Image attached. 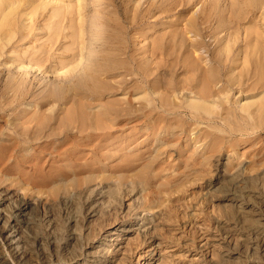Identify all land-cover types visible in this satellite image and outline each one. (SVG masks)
Listing matches in <instances>:
<instances>
[{"label": "bare ground", "instance_id": "1", "mask_svg": "<svg viewBox=\"0 0 264 264\" xmlns=\"http://www.w3.org/2000/svg\"><path fill=\"white\" fill-rule=\"evenodd\" d=\"M90 1L91 0H0V127L10 125V126L14 127L13 130L16 131L17 129H19V131L18 130H17V132L13 131L12 134L11 133H7V134H11L12 137H13L14 133H19L18 135H20V134L22 135V136H17L15 134L16 136L11 138L10 141L9 140L6 141V144H4L5 142L3 140L4 143L2 142L3 144L2 143L0 144V146H1L0 150L2 149L1 152L3 154H0V155H2V157H3L6 154V158H8L7 157L8 153H11V151L12 152L14 151V153H15V151H17V153L15 154V159L19 158L22 160V159H24L23 153L25 154V152H30V150L32 149L31 147L38 144V142L40 141L39 139L44 138L43 140H46L47 138L52 139L54 137H57V138L60 137V139H61V137H65L63 139V142L60 143L61 145L60 146L57 145V146H59L60 148H63L65 146L67 147V145H68L69 157H70L71 153H75V154L84 153V154H86L85 152H87L88 157L90 156L93 159H95L97 161L96 164H98L97 167L94 166L96 169H94L92 167L94 170L93 173L102 172L101 175L98 174L97 176L96 175L94 176L95 178L93 177L94 179L102 178L99 184L97 182L95 184L94 183L95 180H93V182H92L88 178L89 180H87V181H90L93 184L89 183L90 185H88L87 187H83V185H86V184H83L81 181L76 180V184H74V186L75 185L78 186V185H82V184L83 185L80 186L78 189H77V186H75V187L73 186L74 187L73 192L75 191L74 192L75 195L73 194V197L70 196L71 198H68V199H66L64 197L65 199L62 202L63 208L58 209L57 206H59V205H57L54 201H52V204H50V205L46 204L47 206L45 205L46 207L45 206L43 207L46 210L44 212L45 217L42 220L40 218V220L43 221L42 223H44V226L47 228L46 230L44 229L45 232H44L43 236H39L40 232L37 231L38 225L35 222L36 219L34 220V211L37 210L38 207L40 208L39 204L35 203L34 201L21 198L22 196L19 193H16V192L13 193V192L7 191V190H0V231H2V233L1 232L0 233L3 236V239L5 240L6 244H8V246L10 248V252H11L10 255L12 257V259H10L8 257V254L6 255L5 253L0 251V264H15L16 260L17 261H24L26 258L25 255L27 254L26 252H27L28 248H29V251H31L30 247H28V245L30 246V244H29L30 238H32V239L34 238L33 240L38 242L41 245L43 244V240L45 241L46 246L48 247V258L52 260V261L51 260L49 261V262H51V264H119V262L121 263L123 261L128 262L127 258H125L126 260L124 258H122L123 260H120L118 257L120 252H121L122 245L124 243L127 244L128 246H131V247L135 244H138V246H136V248H135L136 250H140L139 248L143 247L144 244L146 245L148 243L150 244V247H153L155 245L163 246L164 244L167 243V245L164 246V248H166V249L171 247L168 245L172 244L173 246H176L178 244V241L176 240L177 238H175L176 235L174 236V233L171 234L168 232L170 230H171L170 232L175 231L174 226L177 222V219H176L177 218V210H178L177 198H176V200L175 199L173 200V197L177 194V191H174V189H172V188L169 189V191H166L167 193H165V196L169 195L168 199H166L165 202L161 201L162 204L159 203L160 205H157V204L155 205L153 203V202H155V200L152 202V200H153L152 198L154 197L152 185L154 182L153 178L155 176L154 173L151 174L152 171L150 173L152 178H150L151 176L146 177V178L145 177L143 178L141 176L142 179L140 178L137 181L136 180L133 181V180H130L128 178H125V176L120 177V175H118V174L112 175V172L114 173L115 170H117V166H119V165H117L116 161H118V160L121 161V160H125L127 158H130L132 156V151H133V153L135 150L139 151L140 146L143 145V143H137L136 142L137 145L134 143L136 146H133L134 144H131L130 143L131 141H129L127 139H125V140L119 139L118 136L120 134L117 136L116 132H118L119 131L118 129H120L124 126L125 121L122 122V121H118L117 119H121V117L123 115H124V117L127 115L128 116L130 115V119H132L134 116L135 118H137V119H135V121L133 119H132L133 121L132 120L130 121V119H128V120L131 123L134 122L133 124L138 126L142 122L141 120H143V118H146V120H147V118L151 117V118H153L154 126L160 127L162 125V123L164 122V119L170 116L169 113L170 112L172 113L173 108L175 107L174 109L177 110V108H176L177 102L175 101V99H177V98L175 97V99H174V97H171L174 94H170L171 96H169V93H173L172 91L169 92L168 94L164 93V94H166L165 98L168 95L170 98L174 99V100L171 99V101L173 100V105L171 106V107H173L172 111H170L171 109L169 108L171 105L170 104L171 101L169 100V98H168V102L166 101V104L169 103L168 108L170 109L169 110L167 108L170 111L168 113L169 116H167V117H165V115H167V113L164 115V113H162L160 110L159 111L157 110L158 109L157 106L159 105L160 101L158 102V105L156 103V105H157L156 106L155 102H151L150 98H149L150 102L154 103V106L152 105L153 107H151L150 106L151 103L149 102L150 103L149 104L150 110L148 107V109H145V110H149V111H142L141 110V109H143V107H142V108H140V110H141L140 113H139L140 110L136 107V109L139 110L138 112H136V115H134L135 113L133 112L135 107L132 106V108H131L129 101H127L129 98L127 100H124L123 96H122L121 98L125 102H123V100H122L121 103L122 102L123 103L121 104L118 102L119 100L117 99V95H115L116 100L121 106H119L117 104V102L113 103L114 101L108 100L110 103L109 102L107 103V101H106V103L102 102L103 99L101 98L102 99L101 103L99 100V103L103 105V106L101 105L102 107L100 106L101 108L100 107L96 108V105L94 103L93 104L95 105V107H93V108L90 107L92 105V104L90 105V103H89L88 107H85L87 102L85 103V101H83V100L86 99V101H87V99L89 97L86 95L88 97V98H86L84 93H82L83 91L81 89H79V87L81 85L88 88L87 92H89L92 89H93L92 91L95 92L102 85H106V88H105L106 91L105 90L104 91L107 92V94H109L111 91L113 92L114 87H111L112 90L110 89L111 90L110 92H108V90H107L108 89L107 88V82L109 81V80L108 81L105 80V79H107V77L104 79L103 84H101L100 82H98V80L102 82L103 78L101 79V77L99 78L97 75L102 69L105 70V66L109 67V65L112 63L111 59H113L112 58L113 53L111 54L110 52L115 51V49H118L116 47L114 50H112L113 49L112 47H115V45L114 46L109 45V43L112 42V41H109V39L106 37L109 34L104 33L105 35L104 34L101 35L102 33L100 34L101 30L99 29L101 27L102 31L104 32L103 29L107 28L109 24H112V22L114 21L113 19H115V17H114L112 19L113 21L110 22L109 19H111L113 17V15H111L112 17H110L109 19H107L109 16L106 18L107 15L114 14V13H112L113 12L112 9H111L112 11L110 10L111 12L109 11L107 15H104L106 12H104V14L102 12H101V14L99 13V11H103V10H101L102 6L107 7L108 3L110 4L111 2H105V3H107V5L104 3L105 5H102L101 7H99V9H100V10L98 9L99 14H97L93 17L92 16L93 14L91 15L90 13L91 12L97 13V12L92 11L93 9L91 8V6H92L91 3H93V2H90ZM95 1H97V0H95ZM98 1L100 2V0H98ZM107 1H109V0H107ZM137 1L134 2L133 6H136V4L138 6L140 4L138 2H140L141 0H139L138 2ZM156 1L157 0H155L154 1L155 4H152L150 6V8L148 9L149 14L152 15V13H153L154 17L157 16L156 11H165L166 12L167 10H169V12H170V10L171 11L174 10V9H171L172 7L175 8V4L169 3L170 1L168 2L169 6H166L165 4L156 3ZM160 1L163 2L164 0L163 1L160 0ZM178 1H180V0H177V3H176L177 5H178ZM185 2H186V0H185ZM197 2H198L197 3V5H198L199 1L197 0ZM200 2H203V4H204V5L202 4L203 5L202 11H199V10L196 11L195 8L191 7L192 8L191 11L193 12V14L191 15L192 17L189 15H186V16L190 17L189 18L190 21H188L189 22L188 25L186 24L189 28L187 26L185 28H188L186 31H189V33H191L192 38L186 37V35H184L186 33L185 30L183 31L184 32L183 33V32H181V30H178V31L174 30L175 28L173 26H171L174 29H172V28H170L171 30L169 28L168 29H169V32L171 31L170 33H171L172 37L171 36L167 37L168 32L166 33L167 35L162 33V35L164 34L163 36L159 35L160 33H157V35H159L160 37H163V40L166 39L165 36L169 39V40H166L167 42H165V44H164L162 39L160 40V38H159V40H157V38H158L157 37L156 40L154 39L155 40L153 43L154 45H152V44H151L152 46L149 45L150 47H152V48H150L151 51L148 49L150 52L148 50H146V48L149 46H147L146 48H145V45H143V46H144V49L146 51H148L149 53H153L152 51H154V54H156V52H158L160 49H162V48L164 49V46L166 45L165 49L167 51L172 50L170 52V55H169V52H168V55L165 54L170 59H171V57H173L172 55L176 54L173 52V50L175 52H177L175 49L176 48L178 49V47L180 46V48L178 49V52H177V53H179L178 56L180 57L181 60L184 59L185 62L188 61V63L190 64L189 65L187 63L190 67L188 74L191 77L188 74H185V75H188L190 77V78L188 77V79H190L189 80L190 85L184 83V82L189 83V81H187L188 79H186L184 77L186 79V80H184L182 78L185 75H183L181 77L182 79H179V78H177V79L180 81V85H183L182 83H184V86L188 85V86H190V89H191V90L189 89L190 93H189L188 89H186V88L184 89L185 92L187 90L188 94H191L190 103H188V101L186 102L188 105L190 104L189 106L192 108L191 126L194 125V128L198 131L197 128L199 127V123H201V122L206 123L207 126L209 125L210 127L212 125V124L210 125V123L211 122L213 123L214 120H216V121L221 120L225 124V125L223 124L224 125L223 131L225 132L226 135H222L220 133L216 134L215 131H213L214 133L213 132L211 133V131H209V132L205 131V129L201 128V126H200L199 129H204V130L202 132H197V135L195 136V140H194L193 144L195 146H197L198 143L203 142V144H205V146H207V148H209L207 144H209V145L212 144L214 146V148H215V146L217 147L218 144L219 145L222 144V145H224V147L226 146L227 149H229L228 147H231L232 149L234 148L233 152L231 150H229V151L232 152L233 156H235V155L239 156L237 147L241 146L242 143L245 142V140L242 141L239 138L240 135L250 137L255 133V136L261 137L264 134V0H210L209 2L208 1L205 2L204 0H202V1L200 0ZM96 3H98V2H96ZM100 3H103V2H100ZM166 3H167V1H166ZM122 4H124V3H122ZM190 4L187 3V7ZM127 5L130 6V4H127ZM143 5H145V4H143ZM181 5H182V3H181ZM146 6H147V4H146ZM178 6H176V7H178ZM180 6H179V8H180ZM140 7H142V6H140ZM140 7L138 9H140ZM194 7H196V5ZM89 8H90V10H88ZM97 8H95V9H97ZM126 8H128V7H126ZM134 8H132V9H134ZM132 9L130 8L128 11L131 10V12H133L134 10L132 11ZM138 9L135 8V10H138ZM145 10H146V8H145ZM88 11H91V12H88ZM104 11H108L107 8H106V10L104 9ZM124 11H125V9H124ZM131 12H130V14H132V16H133L134 12L133 13H131ZM144 12L147 13V10ZM144 12H143V14H144ZM117 13H115V14L118 15ZM189 13H190V11L188 12V14ZM166 14H163V15H166ZM134 15H136V13ZM138 15L139 14H137V19H138ZM159 15L160 14H158V16ZM141 16H142V14H141ZM181 16H184V15H181ZM116 17H118V16H116ZM144 17H145V15H144ZM154 17H153V20L156 19V18L154 19ZM177 17H178V15H177ZM104 18H106L107 21H103ZM157 18H159V17H157ZM93 19H96V21H99L98 22L99 24L93 23V21H92ZM137 19H133L135 23H138ZM174 19H173V21H174ZM183 19H185V17H182V19L181 20L179 19V20L182 21ZM120 20H121V18H120ZM133 20H131V21H133ZM135 20H137V21H135ZM170 21H172V19L169 20V22ZM151 22H152V20H151ZM185 23H183V24H185ZM132 24H131V26H132ZM103 25H105L107 27H105ZM110 26L111 25H109V27ZM113 26H116V25L114 24ZM120 26L122 27V24H120ZM178 26H180V25H178ZM109 27L107 28L108 30L112 28V27H110V28ZM121 27H119V29H121ZM123 27L126 28L124 25H123ZM123 27H122V29H123ZM145 27L146 26H144L143 28H145ZM153 27H154V25H150V26L146 27V29L142 28L141 30H145V31L148 30V33H149V31ZM157 27H160V26H157ZM113 28H112V32L114 33L116 31V28L115 29H113ZM178 28H181V27H178ZM178 28H176V29H178ZM98 29L100 31H98ZM168 29H167V31H168ZM123 30H125V29H123ZM154 30H155V28H154ZM125 31L127 32V30H125ZM153 31H151L150 34L153 33ZM137 32H138V30H137ZM140 32H138V33H140ZM109 33H111V32H109ZM118 33H119V31H118ZM138 33H135L133 37H135V35H137ZM180 33H183L184 37H186V38H184L182 36V34H180ZM120 35L121 36L125 35V33L120 34ZM140 35L141 34H139V36ZM151 35H153V34H151ZM100 36H102V37H100ZM139 36H138V38H139ZM125 37L126 36H124V37L122 36V38H125ZM133 37H132V39H133ZM146 37H147V35H146ZM128 38H129V36H128ZM143 38L145 39V37H143ZM206 38L213 39L215 42V46L213 47V45H211L209 43L210 40L208 42L206 40ZM103 39L107 41V42L106 41L105 42L107 44L106 50H108V51L104 52L105 54H103V51H99V48L102 45H106L103 43L104 42ZM119 39H117V40L119 41ZM180 39L181 40L183 39L182 43H181L182 45H184L183 47L181 44H178V43H180ZM115 40H114V42H115ZM117 40H116V42H117ZM126 40L124 42H126ZM139 40L142 41V38ZM177 40H178V42H177ZM187 40L190 42H188ZM101 41H102V45H101ZM108 41H109V43H108ZM168 41H170V42L168 43ZM120 42H117V43L119 44ZM134 42H135V40H134ZM138 42L139 41L137 40L136 43H138ZM214 42L211 41V43H214ZM117 43H116V46H118ZM139 43H141V42H139ZM121 44H122V46L124 44L127 45V43H123V42H121ZM121 44H119V47ZM144 44H147V43L144 42ZM167 44H171V45L169 47H167L168 46ZM136 45L135 46L133 45V46L136 47ZM140 45L141 44H139V47H140ZM125 46H123V48ZM143 46L141 45V47H143ZM136 48H134L135 49L134 51H136ZM183 48H185V49L183 50ZM180 49H181V52H180ZM100 50H101V48H100ZM123 50H124V52L127 51L126 48ZM140 50L141 49H139V51ZM202 50H205L204 52L206 53V55L203 53ZM96 51H99L98 54L99 55L101 54V57L98 56L99 57L98 58L95 55ZM118 51H120V49ZM165 51L163 50L162 53H165ZM121 52L122 51H120V53L118 52V54L120 55ZM148 52H146L147 55H148ZM134 53L136 54L137 52H134ZM115 54H117V51ZM135 54H133L131 56H134ZM138 54H136V55H138ZM161 54H160V56L164 57V54H162V55ZM125 55H127V54H125ZM140 55L141 54H139V56ZM115 56H113L114 59H116ZM182 56L184 58H182ZM144 57H146V55L143 56L142 59L147 60V57L146 58H144ZM117 58H119V57H117ZM120 58H123V57L121 56ZM150 58H151V56H150ZM157 58L155 57V61ZM139 59L141 60V57ZM180 59H178L179 62H181ZM140 60H138V61H140ZM161 60L158 62H161L163 64V62L165 60L163 62ZM174 60L173 61L171 60L170 62H174ZM184 60H182L181 65L183 64ZM150 61H152V59ZM150 61H149V63L147 62V65H146L145 61H142V62H144L143 64L141 61H140L141 63L138 62L139 64H142L141 67H143L144 64L146 65V71H147L146 75L143 73L145 77L146 76L149 77L150 70H152L149 68L150 67L149 65H151ZM104 62H106L107 64ZM115 62H116V60H115ZM115 62H113V63L115 64ZM127 62H130V61L127 60ZM127 62H126V64H128ZM165 62L162 66L161 65L160 66L163 67L165 65ZM185 62H184V64H186ZM151 63H153V62H151ZM124 64H122V65H124ZM49 65H50V67H49ZM87 65H88L87 69H90L91 71H88V70H86V68H84V66L86 67ZM156 65H158V67H159V64H156ZM173 65L175 66L176 64L173 63ZM173 65H172V69H173ZM178 65H180V63L177 62L176 66L178 67ZM188 65H185V66L188 67ZM121 66H119V69ZM125 66H127V65H125ZM125 66H124V68L122 67V69H125ZM131 66H132V64H131ZM137 66H138V64H137ZM165 66L168 67V64H166ZM112 67H113V65L111 66V68ZM167 67H163L164 70ZM128 68H130V67H128ZM138 68H139V70L141 69L140 66L137 67V69ZM144 68L145 67H143V70H144ZM151 68H152V66H151ZM168 68L171 69V67H168ZM178 68H180V66ZM178 68L177 69L175 68L176 71H178ZM114 69H116V68H114ZM117 69H116V71H117ZM122 69H120V71ZM169 69H168V72H172V71H169ZM175 69H173L174 73H175ZM182 69H185V67L179 69L180 70L179 72H181ZM81 70H83V72H85V70H86V72L83 73ZM107 70H105V71L108 75V73H111V72H109L111 69L108 70V72H107ZM128 70L130 71L131 69H128ZM132 70H131V72H133V74H129L131 76V79H132V76L134 75V67ZM126 71H127V68H126ZM140 71H142V70H140ZM153 71L155 73V70H153ZM159 71L161 72V70H159ZM159 71H157L156 73H158ZM101 72L103 73V70ZM117 72H119V71H117ZM142 72H144V71H142ZM78 73H83L82 74L83 76L80 79L79 83L74 84L75 81L73 83V79ZM114 73L115 72H113L112 74H114ZM119 74L117 73V76ZM163 74L166 75L167 73L166 74L163 73ZM129 75L126 74V77ZM139 75L137 74L138 77H139ZM152 75L154 76L153 73H152ZM152 75H150V76H152ZM172 75H170V76H172ZM174 75H176V73ZM77 76H79L77 78L81 77L80 74ZM123 76H124V74H123ZM30 77L40 78V81L44 80V79H42L44 77H46V78L51 77L53 79L56 78V79H54L56 82H58L59 80L61 81V79H59V78L64 79V81L65 80L67 81V78H68V81L70 80V82H71V78H73L72 83L74 85L73 84L69 85L66 88L62 87V86L58 87L59 89L55 88L54 92L56 94L54 95L53 92L51 93L54 97L51 96L49 91H48V93L50 94V96L48 94H47V96L46 95H44V96H46V98H48V99L52 97V98H54L53 100H55V101L58 100V102H59V100H61L60 96L62 95L61 97H64L62 99L67 100V101L64 100L65 102H63V103L67 102V104L69 103L68 99L71 98L70 97L71 94L73 97V92L76 93V91H77L78 93H82V95L79 96V98L80 97H83V98H80L79 103H78L79 105H77L76 107L75 106L73 107L74 104L75 105L77 104V101L79 99L77 94H75L76 97L78 98V99H76L77 101L75 100L76 103H73L72 107L68 106V108H64L65 107V105H64V107H63L64 109H62V110L61 109L59 110L56 107V104L54 103L55 101L51 102V103L55 104L54 106L56 108H53V109H58V110H49V111L44 110L45 108L42 109V107L46 106L45 104H43L42 107H39V110L37 109L38 111L36 110L33 112L32 111L29 112L30 110L28 109L27 106H26L27 109H25V106L23 109H21L22 108L21 106L24 104V102L27 99H29V97H30L29 95L32 91L31 90L32 86L30 87V82H29ZM77 78H75L74 80H76ZM152 78L155 79L154 77H152ZM160 78L161 77H157L156 80H154L155 82L158 81V82H156V84L153 81L154 85L152 84L153 82L152 83L149 82L152 84L151 87L152 86L154 87L153 90L154 89L158 90V88H160V89L162 88V87L158 86L159 83L167 84L165 86H167L168 88L170 87V86H168L170 84L162 83L165 81L164 78H163L164 81L162 80V82H160L159 81V80H161ZM168 78L169 77H167L166 79L168 80ZM123 79H124V77H123ZM113 80H114V76H113ZM113 80L111 83L115 84L116 79H115V81H113ZM122 80L118 79V81L116 82L117 84H115V86H116L115 89L119 87L118 83H120ZM127 80H126V82H127ZM147 80H150V78ZM178 80H176V81L179 84ZM181 80L182 81L184 80V81L181 83ZM51 81H52V79H51ZM105 81H106V84H104ZM139 81H141V80H137V82H139ZM77 82H78V80H77ZM124 82H125V79H124L123 83ZM165 82H167V81H165ZM170 82H171V80H170ZM41 83H42V81H41ZM43 83H45V85H46V81ZM43 83H42V86H44ZM109 83H110V81L108 82V84ZM123 83H122V85H123ZM134 83H135V81H134ZM172 83H174V81H172ZM47 84L50 85V83H48V82H47ZM62 84H63V81H62ZM131 84H132V81H131ZM131 84H130V87H131ZM135 84H137V83H135ZM135 84H133V85H135ZM161 84H159V85H161ZM60 85H61V83H60ZM139 85H140V83H139ZM171 85H173V84H171ZM109 86H111V85H108V87ZM124 86H125V84H124ZM144 86L145 85H143V88H140V87H142L140 85L138 89H141V90L143 89V91H145ZM46 87H47V85H46ZM51 87H50L51 88L50 90L52 91L53 86H51ZM96 87H98V88H96ZM104 87L105 86L98 89V91L99 90L102 91L101 92L102 95L106 94L105 92L103 94L102 89H104ZM172 87H174V86H171L170 88H172ZM177 87H179V86L177 85ZM36 88H38V87H36ZM40 88H39V90H41ZM89 88H91V89L89 90ZM120 88H123V87H119V89ZM175 88L176 87H174V89ZM94 89H96V90H94ZM44 90H45V86H44V89L42 90L43 93L41 91H39V93H41V94H37V96L38 95L40 96L38 98H41L42 94H44ZM80 90H81V92H80ZM118 90H115V92H113V93L117 94ZM132 90H133V88H131L130 91L132 92ZM141 90H139V91H141ZM148 90H150V89H148ZM165 90L163 88V92H165ZM172 90H173V88H172ZM125 91H123V94ZM179 91H183V89L181 90V88H180ZM35 92H36V90H35ZM37 92H38V90H37ZM133 92H137V91L134 90ZM156 92H159V91H156ZM175 92H176V90H175ZM151 93H153V92H151ZM161 93H162V91H160V94ZM57 94L59 95V97H58V99H55V96ZM86 94H88V93H86ZM128 94H130V93H127L126 95H128ZM131 94H133V93H131ZM147 94H148V92L145 95H147ZM160 94L158 93L157 96ZM176 94L174 96H178V94L177 95ZM188 94H186V95L189 96ZM237 94H239L238 95L239 97H237ZM126 95L124 96V98L126 97ZM44 96H43V98H44ZM96 96H97V94H96ZM153 96H155V95H153ZM142 97H143V100H145L144 99L145 96H142ZM146 97L148 98V96H146ZM158 97H160V96H158ZM162 97L164 98V96H161L160 98H162ZM235 97L237 99H235ZM35 98L36 97H34V99ZM121 98H120V100H121ZM153 98H156V97H153ZM72 99H74V98H72ZM72 99H70V102L71 101L73 102ZM234 99H235V101H234ZM33 100H31V102ZM40 100L38 99V101H40ZM106 100H107V98H106ZM140 100H142L141 97H140ZM41 101H43V100H41ZM45 101H49V100H45ZM97 101H98V98H97ZM153 101H155V100L153 99ZM162 101H161V103H162ZM174 101H175V105H174ZM37 103L39 104V102H37ZM45 103H48V102H45ZM82 103H85V106H83L84 104L82 105ZM124 103H129L128 105H130V108L132 110V111H130L131 113L128 112L129 108L126 106V104H125V106L127 107L126 108L127 110L124 108L125 107L123 105ZM131 103H133V102H131ZM164 103L165 102H163L161 104V106L162 105L165 106L166 104H164ZM41 104H40V106H41ZM49 104L50 103H48L47 105L51 106ZM60 104H62V102H60ZM106 104H108V105H106ZM111 104H113V105H111ZM115 104L117 105V107ZM187 104H185L186 108L188 107ZM59 105L57 104V106H59ZM35 106L36 105H34V107ZM97 106H98V104H97ZM118 106L121 108H119ZM164 106H162V107H164ZM52 107H53V105H52ZM122 107L124 109H122ZM133 107H134V109H133ZM155 107H157V108L154 110ZM181 107L184 108V105H182ZM151 108H153V110ZM163 111H165V110H163ZM131 114H133V116ZM174 114H175V112H174ZM189 114H190V112H189ZM131 116H132V118H131ZM122 119H124V118H122ZM170 119H169V121L172 122L174 117L172 120H170ZM149 121H151V119ZM165 121H167V120L165 119ZM167 124H165V125H167ZM10 126H8V127H10ZM150 126H152V125H150ZM217 126H215V127L217 129L218 128L220 129L221 126H219V125H217ZM124 127H127V126H124ZM132 127H134V126H132ZM15 128H17V129H15ZM162 128H163V126H162ZM122 129H124V128H122ZM129 129H130V127H129ZM153 129H155V128H153ZM134 131H136V133H137V130H134ZM2 132H4V128L2 129ZM2 132H1V137L3 136ZM124 132H125V130H124ZM24 135H26L25 137H27V138H25ZM1 137H0V139H2ZM22 137L24 138L23 143L21 142ZM240 140L242 141V143ZM246 141H248V139H246ZM24 143H26V145L28 144L30 146H28V148H23L22 144H24ZM13 144H14V146H13ZM44 144H47V143L45 142ZM44 144H43V146H44ZM58 144H59V142H58ZM21 145H22L23 149L22 150L17 149V147H20ZM26 145H24V146H26ZM219 145H218V147H219ZM43 146H41V147H43ZM52 146L54 147V145H52ZM37 147L38 146H36L35 148H37ZM82 147H85V148L83 149ZM221 147H223V146H221ZM35 148H33V149H35ZM43 148L45 149V147H43ZM48 148H49V146H48ZM210 148H212V147H210ZM33 149L31 151H33ZM37 149H35V150H37ZM74 149H76V150L74 152H72ZM39 150H42V149H39ZM54 151L55 150H53V153H54ZM18 152L19 153L22 152V153L19 154ZM33 152H35V151H33ZM58 152H60V151L58 150ZM64 152H65V150H64ZM64 152H62V154ZM248 152H247V155H248ZM240 153H241V151H240ZM84 154H81V155L84 156ZM243 154H246V153L244 152ZM31 155H32V153H31ZM31 155H29V156L31 157ZM58 155H60V154H57V156ZM81 155L79 156V158L74 157L75 158L74 163H76L77 165H79V163H81V162H79V160H82L80 158H85V156H86L85 155L84 157H82ZM25 156H27V155H25ZM29 156H27V157L30 158ZM40 156H44V154L43 155L41 154ZM46 156H48V154ZM233 156H231V157H233ZM256 156L259 157V152ZM256 156H255V158H256ZM49 157H47V160ZM71 157H73L72 154H71ZM240 157H241V155H240ZM15 159H14V162H15ZM33 160H34V158H33ZM65 160H66V158H65ZM260 160H261V158H260ZM0 161L2 164H4L3 162H5L6 160L2 161V159H1ZM24 162L28 163V161L26 162V160H24ZM24 162H21V163H24ZM44 162H46V161H44ZM48 164H50V163H48ZM64 165H65V167H67L66 164H64ZM71 165H73V164H71ZM26 166H27V164H26ZM44 166H46V165H44ZM257 166H258V164H257ZM119 167H118V171H120ZM2 168H4V167H2ZM5 168H6V166H5ZM11 168H13V167H11ZM38 168L40 169L41 167L36 168L38 170V171L36 170L37 172L40 171ZM92 168H91V170H92ZM4 169H2V170H4ZM20 169H22V168H20ZM258 169L259 170L261 169L260 174H258V175H260V177L259 178L254 177V179L252 180L253 183L255 182V178H258V179H261L264 181V164H263V169L261 167H259ZM16 170H18V169H16ZM59 170L60 169H58V171ZM64 170H68V168L67 169L64 168ZM256 170H257V168H256ZM41 171H42V169H41ZM19 172H22V171H19ZM64 172H66V171H64ZM24 173H25V171H24ZM60 173H61V171H60ZM75 173L77 175H79L76 170H75ZM257 173H259V172L257 171ZM241 176H242V173L239 172L238 178ZM112 177H117L118 180L116 182H112L111 180L114 179ZM232 179L233 178H227L226 181L224 180V182H218V183L215 182L216 184L215 183L211 184L210 189L205 194L206 196H208V195L217 193V192H219V189L224 188L222 190L221 194H219V195L214 194L213 199L216 198V200H219L221 202L220 205H221L222 209L224 210V212L226 213V215H225V213H224V215L227 218L228 222H230V224H227L226 221L217 220L216 225H218V229L221 232L222 236H225V235L229 236L233 232L235 233L236 231H239V229L244 228V225H246V223H247L248 224L247 226H249L247 228H251L248 231L249 232V239H250V242L252 244L251 247H252V249L254 248V250H255V262L254 263L255 264H264L260 258L258 259V256L264 254V187L262 186L263 188L261 187L260 190L255 191L254 197L252 198V199H255V204H253V205H255V208H253L251 204L247 203V202L251 201L252 199H248V197H246L244 195H240V194H236V193L233 194V193L226 191V186H227L226 183H229L230 180L232 181ZM258 179H256V180H258ZM78 182H79V184H78ZM257 182H259V180ZM141 184H143V185H141ZM166 184L168 185L169 183H166ZM260 184L262 185L261 182H260ZM146 189L147 190L150 189V191L147 193V195H145V194L143 195V191ZM167 190H168V188H167ZM156 193H157V190H156ZM154 198H156V196ZM126 200H128L130 202L129 205H127ZM9 202H11V204ZM53 202L55 204H53ZM168 202L170 204H167ZM244 206H248V208H245ZM250 207H252V208L249 209ZM157 208H160L159 213L158 214H152L150 218H149V216L144 214L145 212H147L149 215V213L154 212V210ZM247 209H249V210H247ZM118 214H119V216H118ZM120 214L124 215V216L121 217ZM243 214H251V215L253 214L254 217L249 218V220H248V215H243ZM141 223H143V224H141ZM160 228H161V230H160ZM245 228H246V226H245ZM39 229H40V227H39ZM162 230L165 231L164 235L165 234H167V235L171 234V236H168V237H170V241H171L170 244L168 243V241L165 242L162 240V238L164 236H163V234L159 233ZM28 233H30L31 236H29ZM135 235H136L137 239L135 238ZM165 237H167V236H165ZM120 240L122 242H120ZM98 243H100V244L98 246H96V244H98ZM88 246L90 247V249H87ZM47 247H46V249H47ZM9 248H5V249H9ZM125 249H124V251L128 250L127 247ZM156 252L157 251L155 248L152 251H145L144 253L139 252V254L141 253V256H140V260L138 261V264H141L142 260H144L146 258H148V260H150L148 264H151L152 260H155L156 256L159 255V252H157V254H156ZM160 256H161V254H160ZM219 256L220 255L218 254V257ZM125 257H127V256H125ZM48 258L46 257L47 260H48ZM160 259H161V264H171L170 258H168V256L167 257L161 256ZM129 262H130L129 264H133V261H129ZM224 263H225L224 258L221 255L219 262L216 264H224Z\"/></svg>", "mask_w": 264, "mask_h": 264}, {"label": "rangeland", "instance_id": "2", "mask_svg": "<svg viewBox=\"0 0 264 264\" xmlns=\"http://www.w3.org/2000/svg\"><path fill=\"white\" fill-rule=\"evenodd\" d=\"M135 1H137V0H112V1L111 0H109V1H107V0H102L101 1L100 0V2H103V3H100L98 0L97 1H95V0H93V1L91 0L90 1V2H93V3H91L92 4L91 8L93 10L92 9L91 10L93 12L94 11L97 12V13H95V12L92 13L91 11H88V12H91L90 13L91 15L93 14L92 15L93 17L95 15L99 14V13L101 14V12L103 14H104V12H106L104 15H107L108 12L111 9L113 10L112 13H114V14L107 15L106 18L109 16L107 18V19H109L110 17H112L111 15H113V17L111 19H109V20H110V22H112L114 20L113 21L114 23L112 22V24L113 25L115 24L116 26H113L112 24H109V25H111L110 27H112V28L114 27L113 29L116 28V31H117L116 32L114 30L115 32L113 33L112 32V28L108 30L107 28L109 27V25H108V27L105 26V25H103V26L107 27V28L103 29L104 32L102 31V28L101 27L99 29L102 32L98 29V31H100V34L102 33L101 35H103L104 33L105 34L106 33L109 34L108 36H106L109 39V41H112L111 43H109V41H108L109 45H111V46H114L115 45V47H112L113 49L111 48L112 50H114L116 47L118 48V49H115V51H111L110 52L111 54L112 53L114 54V55L112 54V58L113 59H114L113 56L116 55L115 56L116 59L113 60V59L110 58L112 63L109 65V67H106L105 66V70H107V69L108 70H110V69L112 70V71L111 70L109 71L111 73H108V75H107V73H106V71L104 69H102L103 70V73L101 72L102 70L99 73L97 72L98 73L97 76L99 78L101 77V79L103 78L102 82L99 81V80H98V82H100L101 84H103L104 79L107 77V79H105V80H107V81L109 80L110 81L109 84H108L109 81L107 82V88H108L107 90H108V92H110L112 90L111 87H114L113 88V92H115V90H118L119 87H123V88H120L118 90V93L120 92L119 94L118 93L117 94L116 93L114 94L112 91H111L112 93L110 92L111 94L110 93L107 94V92H105L106 91L105 90L106 85H102L99 88L96 87V88L100 89L103 86H105L104 89H102L103 90V94H104V92L106 93L105 95H102L101 94L102 91L101 90L98 91V89L97 90L94 89V90L97 91V92L96 91L94 92V91H92L93 89L90 90L91 88H89V90L91 92L90 91L87 92L88 91L87 90L88 88L84 87L83 85H81L80 86L81 88L79 87V89H81L83 91L82 93H84L85 96L87 95L91 99L90 100L86 96V98H88L87 101H86V99L83 100V101H85V103L87 102L86 103V106H85V103H82V105L84 104L83 106H85V107H88L89 106V103H90V105L92 104L90 106L91 108L95 107V105H96V108H98V107H100L102 105V104H100L102 99L104 100V101L102 100V102H105V103H106V101H107V103L109 101H114L113 103H115V102H117L115 95H117V99L119 100L118 101L119 103H121V101L123 99L124 100H127L129 98L127 101H129V103L131 105V108H132V106L135 107V109L133 107V109H134L133 112L135 113L134 115H136V112H138L140 110V108H142V107H143V109H141L142 111H149L150 110V106L151 107L154 106V103H151V102H155V105H156V103L158 105V102L159 101H160L159 102V105L158 106L156 105L158 107L157 110L158 111L160 110L162 113H164V115L167 113V115H165V117H167V116L170 115L169 117L165 118L167 121H165V119H164V122L165 123L163 122L160 127H155L154 126L153 118H151V117L147 118V120H146V118H143V120L144 119L145 120L144 121L141 120L143 123L140 121L141 123L138 126H136L135 124H133L134 122H132V123L129 122L128 119H130V115L129 116L127 115L129 118L127 116L124 117V115H123L121 117V119H117L118 121H122V122L125 121L126 124L124 123V126H127V127H124L123 126L122 128H124V129L120 128V129H118L119 131L116 132V135L117 136L120 134L118 136L119 139H123V140L127 139V140L131 141L130 142L131 144H134L135 143L137 145V143H143V145L141 144L142 146H140V150L139 151L138 150L137 151L135 150L134 153H133V151L131 150L132 151V156L130 158H127V159L121 160V161L120 160L116 161L117 165H119V166L121 165V166L120 167L117 166V170H115L116 173L115 172L113 173L112 171L111 172H112V175L118 174V175H120V177L125 176V178H128V179L133 180V181L139 180L141 178V176L143 178L144 177L145 178L146 177H150L151 174L154 173L155 176L153 178V181L154 182H153V185H152V189H153V196L154 197L156 196V198L153 197L152 198L153 199L152 202L155 200L156 203L153 202L155 205L156 204L157 205H160L159 203L162 204V202H165L166 199H168V196L169 195L166 194L167 196H165V193H167L166 191H169V189L172 188V189H174V191H177V194L173 197V200L174 199L176 200V198H177V204H178L177 218H176L177 219V222H176V224L174 226L175 227V231L170 232L171 231L170 230L168 232L171 233V234L174 233V236L176 235L175 238H177L176 240L178 241V244L176 246H173L172 244L171 245H168V246H171V247L168 248V249H166V248H164V246H166L167 243L164 244L163 246L155 245L153 247H150V244L148 243L146 245L144 244L143 247L139 248L140 250H136L135 248H136V246H138V244H135V245H133L131 247V246H128L127 244H125L123 242L124 244L122 245L121 252H120V254H119L118 257H119L120 260H123L122 258H124V259L127 258V261L128 262L123 261L121 263L119 262V264H129L130 263L129 261H133V264H138V261L140 260L141 253H144L145 251H152V250H154V248L156 249L157 252H159V255L156 256L155 260H152L151 264H161V259H160L161 256L162 257H164V256L167 257L168 256V258H170L171 264H216V263L219 262V260L221 258V255L224 258V262H225L224 264H255L254 263L255 262V250H254V248L252 249V247H251L252 244L250 242L249 232H248L251 228H247V227H249V226H247L248 224L246 223V225H244V228L239 229V231H236L235 233L233 232L229 236H227V235L222 236L221 235V232L218 229V225H216V221L217 220L226 221L227 224H230V222H228L227 218L225 217L226 213L224 212V210L222 209V207L220 205L221 202L219 200H216V198L213 199L214 194L215 195L221 194V192H222V190L224 188L223 189H219V192L214 193V194H211V195H208V196H206L205 194L210 189V185L211 184H213L215 182L216 183H218V182H224V180L226 181L227 178H233V179H232V181L230 180L229 183H226L227 184V186L225 185L226 186V191H228L230 193H233V194L236 193V194L244 195V196L248 197V199H252L254 197L255 191L260 190V188L262 186L264 187V181L261 180V179H258L260 177V175H258V174H260V172H261V169L259 170L258 168L261 167L263 169V164H264V134L263 135L261 134L262 135L261 137L260 136H255V133L252 136H250V137L241 136L240 135L239 138L242 141L245 140V142L242 143V141L240 140L241 143H242V145L240 144L241 146L237 147L238 148L239 156L238 155H235V156L232 155V152H233L234 148L232 149L231 147H228L229 149H227L226 146L224 147V145H222V144L221 145L218 144L219 147L217 145V147L215 146V148H214V146L212 144L211 145L207 144L208 147H209V148H207V146H205V144H203V142L202 143H198L197 146H195L193 144L194 143V140H195V136L197 135V132H202L204 129H205V131H208V132L211 131V133L213 131H215L216 134H219L220 133L222 135H226L225 132L223 131V128H224V125L225 124L221 120H219V121L214 120L213 123L212 122L210 123V125L212 124L213 126L211 125V127H210L209 125L207 126L206 123L201 122V123H199V127L197 128L198 131L194 128V125H192L193 127L191 126V122H192V117H191L192 116V108L189 106L190 104L188 105L186 103L187 101H188V103H190V96H191V94H188L187 90H186V92L184 90L185 88L188 89L189 93H190V90H191L190 89V86H188V85H190V81H189L190 79H188V77L190 76L188 74V72L190 70V67H189L190 64L188 63V61L185 62V60L182 59L184 61H183V64L181 65L182 60L178 56L179 53H177L178 52V49L180 48V46L178 47V49L177 48L175 49L177 52H175L173 50V52L176 53V54L173 53L174 55H172L173 57L170 56L171 57V59H170L166 55H168V52H169V55H170V52L172 50L167 51L165 49L166 48V45L164 46V49L163 48L160 49L158 52H156V54H154V51H152L153 53H149L151 51L150 48H152L149 45H151V44L154 45L153 43H154V41L156 40L157 37H158L157 40H159V38H160V40L161 39L163 40V37H160L159 36V35H162V33L166 34L168 32V35L167 34L166 35H167V37H170L171 36V33H170L171 31L169 32V29L170 28H172V29L175 28L174 30H176V31L181 30V32H183L184 30L186 31L189 28L187 26L188 23H189L188 21H190V19H189L190 17L189 16H191L193 14V12L191 11L192 10L191 7L195 8L196 11L197 10L202 11V9H203L202 7H203L204 4H203V2H200V0H198L199 1V4L198 5H197V3H198L197 0H194V1L193 0L192 1L191 0H186V2H185V0H180V1H178V5L180 6L181 3H182V5L179 8V6L176 4L177 3V0L176 1L175 0H164V1L162 0L163 2H161L160 0H157L156 3L165 4L166 6H169V3L175 4V8L176 9L174 7H172L171 9H174V10L173 11L170 10V12H169V10H167L166 12L165 11H156L157 12V14H156L157 16L154 17L153 13H152V15L149 14V12H148L149 10L148 9L150 8V6L152 4H155V2H154L155 0H153V1L152 0H141L140 2H138L139 1L138 0L137 2L140 3V4L137 6V4L135 3L136 6H133V4H134ZM166 1H167V3H166ZM204 1L205 2H207V1L209 2L210 0H207V1L204 0ZM96 2H98V3H96ZM105 2H111L112 4L111 3L110 4L108 3V5H109L108 6L107 3H105ZM104 3L107 5V7L106 6L105 7L102 6V5H105ZM122 3H124V4H122ZM187 3L188 4L191 3V4L188 5V7H187ZM127 4H130V6H128ZM143 4H145V5H143ZM146 4H147V6H146ZM195 5H196V7H194ZM140 6H142V7H140ZM176 6H178V7H176ZM99 7H101V10H103V11H99V13H98ZM126 7H128V8H126ZM134 7L137 8V9L140 7V9H138L139 11L138 10H135ZM95 8H97V9H95ZM106 8H107L108 11H104V9L106 10ZM130 8L131 9L134 8V9H132V11L134 10L133 12H134V14L136 13V15L133 14V16H132V14H130L131 10L128 11ZM145 8H146L148 14L146 12H144V11H146ZM124 9H125V11H124ZM88 10H90V8ZM189 11H190L191 14L190 13L188 14ZM133 12H131V13H133ZM143 12H144V14H143ZM161 12L163 14H166L167 12L168 13L166 15H163ZM115 13H117L118 15H116ZM137 14H139L138 15V19H137ZM141 14H142V16H141ZM158 14H160V15L158 16ZM144 15H145V17H144ZM177 15H178V17H177ZM181 15H184V16H181ZM186 15H189V16H186ZM116 16H118V17H116ZM114 17H115V19H113ZM153 17H154V19L156 18L157 20L156 19L153 20ZM157 17H159V18H157ZM182 17H185V19H183L182 21H180L182 19ZM106 18H104L103 21H107ZM120 18H121V20H120ZM133 19H137L138 21L137 20H135V21H137L138 23H135ZM168 19L169 20L172 19V21L174 19V21L173 22L172 21L169 22ZM131 20H133V21H131ZM151 20H152V22H151ZM92 21H93V23L99 24L98 23L99 21H96V19H93ZM130 21L132 23L133 22L134 23L132 24ZM182 22L183 23L186 22V23L183 24ZM120 24H122V27L124 25L127 28L126 29V28L123 27V29L127 30V32L122 29V27L120 26ZM131 24H132V26H131ZM160 24L161 25L163 24V25L161 26ZM150 25H154V27L149 31V33H148V30H146L147 32L145 30H141L144 26L148 27ZM178 25H180V26H178ZM157 26H160V27H157ZM171 26H173L174 28L171 27ZM186 26L188 28H185ZM119 27H121V29H119ZM146 27L143 28V29H146ZM178 27H181V28H178ZM154 28H155V30H154ZM176 28H178V29H176ZM167 29H168V31H167ZM137 30H138V32H140V31L141 32L138 33ZM118 31H119V33H118ZM151 31H153V33H151L153 35L150 34ZM109 32H111V33H109ZM124 33H125V35H122V36L123 37L126 36V37L125 38H122V36L120 34H124ZM135 33H138L137 34L138 36H139V34H141L140 35L141 37L139 36V38H138L137 35H135V37H133ZM157 33H160V34L157 35ZM183 33H180V34H182L183 37H184V35H186V37H191L192 38V35H191V33H189V31H186L187 34L185 33L183 35ZM146 35H147V37H146ZM128 36H129V38H128ZM142 36L145 37V39ZM100 37H102V36H100ZM132 37H133V39H132ZM167 37L165 36L166 39L163 40L164 44H165V42H167L166 40H169ZM186 37H184V38H186ZM141 38H142V41L139 40ZM115 39L116 40L119 39V41L117 40V42H120L121 41L123 43H127V45L124 44L123 46H125V45L126 46L123 48V46H122V44L120 42L119 44H121V45L119 47V44L116 42ZM124 39L125 40L127 39L126 42H124L125 41ZM106 40H104V42H103L104 44H106V42H107ZM114 40H115V42H114ZM134 40H135V42H134ZM137 40L139 42H141V43H139V42L136 43ZM182 40L180 39V43H178V44H181L182 43ZM206 40L208 42L210 40L209 43L211 45H213V47L215 46V42H214L213 39L206 38ZM102 41H101V45H102ZM211 41H213L214 43H211ZM144 42L147 43V44H144ZM169 42L170 41H168V43ZM177 42H178V40H177ZM188 42H190V41H188ZM116 43H117L118 46H116ZM139 44H141L142 46L145 45V48L147 46H149V47L146 48V50L149 49L150 51L149 50H148L149 52L146 51L144 49V46L141 47V45H140V47H141L140 48L139 47ZM133 45L134 46L136 45L137 48L134 47ZM167 45H168L167 47H169L171 44H167ZM183 46L184 45H182V47ZM100 48H101V50H100ZM100 48H99V51H103V54H105L104 52L108 51V50H106L107 49V44L106 45H102ZM125 48H126L127 51L124 52L123 49H125ZM134 48H136V51H134L135 50ZM119 49H120V51L123 52V53L121 52L120 55L118 54V52L120 53V51H118ZM139 49H141V50L139 51ZM184 49L185 48H183V50ZM161 50L162 51L163 50L164 51L166 50V51H165V53H162ZM99 51H96V53H95V55L97 57L98 56L101 57V54L100 55L98 54ZM116 51H117V54H115ZM133 51L134 52H137L136 54L139 53L141 55L140 56H139V54L136 55ZM202 51L206 55V53L204 52L205 50H202ZM146 52H148V55H147ZM180 52H181V49H180ZM161 53L164 54V57L163 56H160ZM123 54L124 55L127 54V55L124 56ZM133 54H135V55L134 56H131ZM145 55L147 57V60L142 59L143 56H145ZM121 56L123 58H120ZM150 56H151V58H150ZM117 57H119L120 59L117 58ZM140 57H141V60L139 59ZM146 57H144V58H146ZM155 57L156 58L158 57L156 59L157 62L155 61ZM182 58H184V57L182 56ZM151 59H152V61H150ZM178 59H180L181 62H179ZM115 60H116V62H115ZM127 60L130 61V62H127ZM138 60H140L141 62L142 61H145L146 65H147V62L149 63V61H150V64L151 65H149L150 66L149 68L152 69V70H150V75H152V73H153L154 76L153 75L152 76L149 75V77H147V76L145 77L144 74L146 75V72H147L146 71V65L145 64L143 65V67H145L144 70H143V67H141V66H142V64L144 62H142V64H139L138 62H140V61H138ZM160 60L162 62L164 60L165 61L167 60L169 63L167 61L166 62L164 61L165 62V65L168 64V67H171V69H172L173 63L176 64V65H177V62L180 63V65H178V67L180 66V68H178L176 65L175 66L173 65V69H175V68L177 69L178 68V71H176V69H175L176 75H174L175 73H174V70L173 69L171 70V69H169L165 65L163 67H167V68H165V70H164V68L161 67L164 64V62H163V64L161 62H158ZM171 60L172 61L174 60V62H170ZM113 62H115V64ZM126 62L129 65L126 64ZM151 62H153V63H151ZM184 62L186 64H184ZM104 63H106V62H104ZM122 64H124V65H122ZM131 64H132V66H131ZM137 64H138V66H137ZM156 64H159V67ZM88 65L86 67L84 66V68H86V70H88V71H91L90 69H87L88 68ZM112 65H113V67L111 68ZM125 65H127V66H125ZM185 65H188V67H186ZM119 66H121L120 69H122V67L124 68V66H125V69H122L120 71ZM139 66L141 68L140 70H142L144 72L140 71L139 68L137 69V67H139ZM151 66H152V68H151ZM183 66L185 67V69H182L181 70V72L183 73L182 74L181 72H179L180 71L179 69L184 68ZM49 67H50V65H49ZM128 67H130V68H128ZM133 67H134V75L132 76V79H131V76L129 74H133V72H131V70L133 69ZM114 68H116V69L118 68L117 71H119V72H117L116 69H114ZM126 68H127V71H126ZM128 69H131V70L129 71ZM168 69H169V71H172L174 74L172 72H168ZM86 70H85V72H86ZM108 70H107V72H108ZM153 70H155V73H154ZM159 70H161V72ZM81 71L83 72V70H81ZM157 71H159V72L156 73ZM85 72H83V73H85ZM113 72H115V73L117 72L118 74L119 73L120 74L117 76V73L116 74L115 73L112 74ZM83 73H78L77 75L80 74L81 77L80 78H77L79 76L76 75L74 77V79L77 78L76 80H74L73 78H71V82H70V80L68 81V78H67V81L68 82L66 80L64 81V79H62V78H59V79H61V81L59 80L58 82H56L54 80L56 78H54V79L51 78V77H49L50 79L48 77L47 78L46 77L42 78V79H44V80H41L42 83L46 81L47 87H46L45 83H43L44 86H45V90L46 91L44 90V94H42L41 98H38V97H40L39 95L37 96V94H41V93H39V91H41L43 93L42 90L44 89V86H42V83L40 81V78L33 77L34 78L33 79L32 77H30L29 78V80H30L29 82H30V87L32 86L31 87V90L32 91H31V93L29 95L30 96L29 99H27L24 102V104L21 106L22 108L21 107L20 108L23 109L24 106H25V109H27L26 108V106H27L28 109L30 110V111L29 110L28 111L29 112H31V111L33 112V111H36L37 109L39 110V107H42L43 104H45L46 106L42 107V109L45 108L44 110H47V111H49V110H58V109L59 110L60 109L62 110L64 108H68V106L72 107L73 103H76V101H77L76 99H78L79 96L82 95V93H78L77 91H76V93L73 92V97H72V94H71V96H70L71 98L70 99H72V98H74V99H72L73 102L72 101L70 102V99H68V102H69L68 104L69 105L67 104V102L66 103H63L65 101H67V100L64 99L65 100L64 101L62 99L64 97H61L62 96L61 94H60L61 95L60 96L61 100H59V102H58V100H56V101L53 100L54 98H52V97H54V96L51 93L53 92V94L55 95L56 94L54 92L55 91L54 90L55 88L57 89L58 87H61V86L66 88L67 86L72 85L74 83V81H75L74 84L79 83L80 79L83 76L82 75ZM163 73H165V74L167 73V74L164 75ZM123 74H124V76H123ZM126 74L129 75L130 77L127 76L128 77L127 78L126 77ZM137 74L138 75L140 74L139 77L137 76ZM185 74H188L189 76L188 75H185ZM170 75H172L174 78L172 76H170ZM183 75H185V76H183ZM113 76H114V80H113ZM123 77L125 79V82L124 83H123V81H124ZM152 77H154L155 79H153ZM157 77H161L160 78L161 80H159L160 82H162V80L164 81V79H165V81H167V82L164 81L162 83H168V84H170L168 86H170V87L171 86L176 87L175 89H174V87H172L174 91L172 90V88H170V87L168 88L167 86H165L167 84H161V83H159L161 85L158 84V86L162 87L161 89L158 88V90H155V89L153 90L154 87L153 86L151 87V85L152 84L154 85V82H155L154 80H156ZM167 77H169L168 80L166 79ZM181 77L184 80L188 79L187 81H189V83L184 82L185 84H188V85H185L184 86V83H182L184 80L183 81L181 80V83L183 85H180V81L177 78L182 79ZM149 78H150V80H147ZM51 79H52V81H51ZM72 79H73V83H72ZM115 79H116V82L118 81V79L119 80L120 79L121 80L123 79L120 82L121 84L118 83L119 84L118 85L119 87L117 86L118 88H116V89H115V87H116L115 84H117V83L116 82H115V84H112L111 83L112 80L115 81ZM169 79L171 80V82H170ZM77 80H78V82H77ZM126 80H127L128 83L126 82ZM137 80H141V81L137 82ZM176 80L179 81V84H178V82ZM62 81H63V84L64 85L62 84ZM131 81H132V84H131ZM134 81L137 84H135ZM172 81H174L175 84L172 83ZM47 82L50 83L51 86H53V90L52 91L50 90L52 87L49 84H47ZM149 82H151V83L153 82V83L151 84ZM156 82H158V81H156ZM156 82H155V84H156ZM60 83H61V85H60ZM122 83H123V85H122ZM139 83L142 86L140 88H143V85H145L144 86L145 91H143V89L142 90L141 89H138L139 86H140ZM104 84H106V81H105ZM124 84H125V86L126 85L127 86L125 87ZM130 84H131V87H130ZM133 84H135L137 87L135 85H133ZM171 84H173V85H171ZM108 85H111V86L108 87ZM177 85L179 87H177ZM39 86L40 87L42 86V87L40 88ZM36 87H38V88H36ZM39 88L41 90H39ZM131 88H133L132 92L130 91ZM163 88H164V90L166 89L165 92H163ZM180 88H181V90L183 89V91H179ZM148 89H150V90H148ZM35 90H36V92H35ZM37 90H38V92H37ZM81 90H80V92H81ZM134 90L137 91V92H133ZM139 90H141L142 92L139 91ZM175 90H176V92H175ZM48 91H49V93L52 96L49 99L46 98L47 94L50 96V94L48 93ZM123 91H125L124 92L125 95L127 93H130V94H128L130 97L128 95H126V97L127 96L128 97L127 98L126 97L124 98L125 95L123 94ZM156 91H159V92H156ZM160 91H162L161 94H160ZM171 91L173 93H169ZM147 92H148V94L145 95ZM151 92H153V93H151ZM86 93H88V94H86ZM131 93H133V94H131ZM158 93L160 94L158 96H160V97L161 96H164V98L162 97L163 98L162 99V98L158 97L157 96ZM164 93H166V94L169 93V96H171L170 94H174V95L176 93L178 94V96H174V95L171 96V97H174V99H175V97L177 98V99H175V101L177 102L176 103L177 110L174 109L175 107L174 108L171 107L173 105V100L174 99L173 98H170L168 95L165 98L166 94H164ZM75 94H77L78 98L76 97ZM96 94H97V96L98 95L99 96L97 97ZM186 94H188L189 96H187ZM44 95H46V96H44ZM141 95L142 96H145V97L148 96V98L147 97L146 98L144 97L145 100H143V97ZM153 95H155V96H153ZM238 95L239 94H237V97H239ZM43 96H44V98H43ZM122 96H123V99L121 98ZM34 97H36V98L34 99ZM58 97H59V95L57 94L55 96V99H58ZM96 97L98 98V101H97V98ZM140 97H141L142 100H140ZM153 97H156V98H153ZM37 98L39 100L40 99L43 100L44 102L41 101V100L38 101ZM80 98H83V97H80ZM80 98L78 99L77 104L76 105L74 104L73 107L74 106L76 107L77 105H79L78 103H79ZM106 98H107V100H106ZM120 98H121V100H120ZM149 98L151 99V102H150V99ZM152 98L155 101H153ZM168 98H169L170 101H171V99H173L171 102L169 101L170 104H171L170 107L168 105L169 103L166 104V101L168 102ZM44 99L45 100H49L50 102L49 101H45ZM235 99H237V98L235 97ZM235 99H234V101H235ZM31 100H33V101L31 102ZM99 100H100V103H99ZM124 100H123V102H125ZM161 101H162V103L165 102L164 104H166V105L165 106L162 105L164 107L161 106V104H162ZM175 101H174V105H175ZM37 102H39V104ZM45 102L50 103L49 105H51V106H48L47 105L48 103H45ZM51 102H54L56 104V107L58 109H53V108H56V107L54 106L55 104H53ZM60 102H62L63 105L60 104ZM95 102L96 103L98 102L97 103L98 106H97V104ZM118 102H117V104L119 106H121ZM131 102H133V103H131ZM149 102L151 103L150 106H149V104H150ZM129 103H124L123 104L124 106L126 104V106L129 108L128 109L129 110L128 112L132 111L131 108H130V105H128ZM40 104H41V106H40ZM57 104L58 105L60 104V105L57 106ZM185 104L188 105V107H187L188 109L186 108V105ZM34 105H36V106L38 105V106L37 107L35 106L36 107L35 108ZM52 105H53V107H52ZM64 105H65V107H64ZM106 105H108V104H106ZM111 105H113V104H111ZM182 105H184V108L181 107ZM126 106L124 107L125 109L127 108ZM116 107H117V105H116ZM136 107L139 110H137ZM148 107H149V110H145V109H148ZM157 107H155L154 110ZM119 108H121V107H119ZM124 108L122 107V109H124ZM167 108L170 111H172V108H173V111L175 112V114H174L173 111L171 113ZM151 109L153 110V108H151ZM141 110L139 111V113L141 112ZM163 110H165V111H163ZM189 112H190L191 115L189 114ZM168 113H169V115H168ZM131 115L133 116V114H131ZM132 116H131V118H132ZM173 117H174V119H173ZM122 118H124V119H122ZM168 118L169 119L171 118L170 120L173 119L172 122H170ZM132 119L135 121V119H137V118H135L133 116ZM132 119H130V121ZM150 119H151V121H149ZM149 124L152 125V126H150ZM165 124H167V125H165ZM131 125L134 126V127H132ZM217 125L221 126L220 129L223 132L219 128L217 129L215 127ZM8 126H10V125H8ZM8 126L0 127V131L2 132V129L4 128V132L6 133L5 134L4 132H2L3 133V136L1 137V132H0V137L2 138V139H0V141H1L0 144L3 142V140L5 142V143L4 142L3 143L6 144V141H8V140L10 141V139L13 138V137H15L16 135L17 136H22L21 134L18 135L19 133H14L13 134V137H12L11 134L13 133V131L14 132H17V130L19 131V129L15 128V129H17L15 131V130H13L14 127H12V126L8 127ZM162 126H163V128H162ZM200 126H201V128H204V129H199ZM129 127H130V129H129ZM153 128H155L156 130L153 129ZM124 130H125V132H124ZM134 130H137V133ZM7 133H11V134H7ZM25 136L26 135H24V137ZM25 138H27V137H25ZM64 138L65 137H61V139H60V137H58V138L57 137H54L52 139H48V138L46 139L45 138L47 141L46 140H43L44 138L39 139L40 141L38 142V144H36L33 147H31L33 149L36 146H38L37 147L38 149L37 148H35L37 150L33 149V151H35V152H33V151H31L32 149L30 148L31 149V150L29 149L30 152H25V154L23 153V156H24V159H22L23 161L21 159H19V158H16L15 159V154L17 153V151H15V153H14V151L13 152L11 151V153H8L7 154V157L8 158H6V154L3 157H2V155H0V160L1 159H2V161H5L6 160L5 162H3L4 164H2L1 161H0V190H7V191H11L13 193L14 192L19 193L22 196L21 198L28 199V200L34 201L35 203L39 204L40 208L38 207L39 209L37 208V210L34 211V220L36 219L35 222L38 225L37 231L40 232L39 236H43L45 230L47 229L44 226V223H42L43 221H41L45 217L44 216L45 215L44 212L46 210L43 207L46 204L47 205H50V204H52V201H54L57 205H59V206H57V208L58 209H61V208H63V206H62L63 200L65 198L66 199L71 198L70 196L73 197V194L75 192V191L73 192V188L75 186H77V185L74 186V184H76V180L77 181H81L83 184H86V185H83L82 184L83 187H87L88 185H90L89 183H91L90 181H87V180L90 179L92 182H93V180H95L94 183L96 184V182H97L99 184L100 181H101V179H102V178L94 179L95 178L94 177L95 175L96 176L98 174L101 175L102 172H95V173H93V171H94L93 168L96 169L95 167H97L98 164H96L97 161L95 159H93L90 156L88 157L87 152L84 151L87 155L84 154V153H80V154L71 153L73 157H71V154H70V157H69V154H68V148L69 147H68V145H67V147L65 146L63 148H60L59 147L61 145L60 143L63 142V139ZM246 139H248V141H246ZM23 140H24V138L22 137V140H21L22 143H23ZM57 141L59 142V144H58ZM45 142L47 144H44ZM43 144H44V146H43ZM135 144L133 146H136ZM22 145H23V148H28V146H30L28 144L26 145V143H24ZM22 145L20 147H17V149L22 150L23 149L22 148ZM24 145H26L27 147L24 146ZM52 145H54V147ZM57 145H59V146H57ZM13 146H14V144H13ZM41 146L45 147V149L43 147H41ZM48 146H49V148H48ZM221 146H223V147H221ZM210 147H212V148H210ZM82 148L84 149L85 147H82ZM39 149H42V150H39ZM53 150H55L56 152L54 151V153H53ZM58 150L60 152H58ZM64 150H65L66 153L64 152ZM75 150L76 149H74L72 152H74ZM229 150H231L232 152L229 151ZM1 151H2V149L0 150V154H3ZM240 151H241L242 154L244 152L246 154H243L242 155L240 153ZM62 152H64V153L62 154ZM247 152H248V155H247ZM258 152H259V157L256 156L258 154ZM21 153H19V154H21ZM31 153H32L33 156L34 155L35 156L33 157L31 155ZM41 154L42 155L44 154V156H40ZM47 154H48V156H46ZM57 154H60V155L57 156ZM81 154H84V156L85 155L86 156H85V158H80V159H82V160H79V162H81V163L78 162L79 165H77L76 163H74L75 162L74 159L75 158H79V156ZM25 155H27V156L31 155V157L29 156L30 158H28ZM240 155H241V157H240ZM81 156L84 157L83 155H81ZM231 156H233V157H231ZM255 156H256V158H255ZM47 157H49L48 160H47ZM33 158H34V160H33ZM65 158H66V160H65ZM257 158L259 160L261 158V160L259 161ZM14 159H15V162H14ZM24 160H26V162L28 161V163H25ZM44 161H46L47 163L44 162ZM255 161L256 162L258 161V162L256 163ZM21 162H24V163H21ZM48 163H50V164H48ZM26 164H27V166H26ZM34 164L37 167H41L40 169L38 168L40 171L42 169L41 172L39 171L40 173L37 172L38 171L36 169L37 167ZM64 164H66L67 167H65ZM71 164H73V165H71ZM257 164H258V166H257ZM44 165H46L47 167L44 166ZM5 166H6L7 169L5 168ZM2 167H4L6 170L4 168H2ZM11 167H13V168H11ZM63 167L66 168V169L68 168V170H64ZM118 167H119V170L120 171H118ZM20 168H22L23 170L20 169ZM91 168H92V170H91ZM256 168H257V170H256ZM2 169H4V170H2ZM16 169H18V170H16ZM58 169H60V170L58 171ZM75 170L77 171V173L79 175H77L75 173ZM19 171H22L23 173L22 172H19ZM24 171H25V173H24ZM60 171H61V173H60ZM64 171H66V172H64ZM151 171H152V173H151ZM257 171L259 173H257ZM239 172L242 173V176L238 178V173ZM117 177H112L114 179L111 180V181L112 182H116L118 180ZM254 177H258V178H255V182L253 183L252 180L254 179ZM150 178H152V176ZM256 179H258L259 182H257L258 180H256ZM260 182L262 183V185L260 184ZM166 183H169V184L167 185ZM78 184H79V182H78ZM91 184H93V183H91ZM82 185H78L77 186V189L80 186H82ZM141 185H143V184H141ZM167 188H168V190H167ZM155 189L157 190V193H156V190ZM149 191H150V189L149 190H147V189L144 190L143 191V195L144 194L147 195V193ZM11 202H9V203L11 204ZM54 202H53V204H55ZM126 202H127V205H129L130 202L128 200H126ZM247 203L251 204L252 207L255 208V205H253V204H255V199H252L251 201H249ZM167 204H170V203L168 202ZM244 207L245 208H248V206H244ZM252 207H250L249 209H251ZM249 209H247V210H249ZM159 211H160V208H157V209L154 210V212L149 213V215H148L147 212H145L144 214L147 215V216H149V218H150L152 214H158ZM224 213H225V215H224ZM243 215H248V220H249V218L254 217L253 214L252 215L251 214H243ZM118 216H119V214H118ZM120 216L123 217L124 215H121L120 214ZM40 218H41V220H40ZM141 224H143V223H141ZM245 226H246V228H245ZM39 227H40V229H39ZM160 230H161V228H160ZM0 232L2 233V231H0ZM1 233H0V251L3 252V253H5L6 255L8 254V257L10 259H12L11 255H10V253H11L10 252V248H9L8 244H6V242L3 239V236L1 235ZM159 233L163 234V236H164L162 238V240L165 241V242L168 241V243L170 244L171 241H170V237H168V236H171V234L170 235H167V234L164 235V233H165L164 230H162ZM28 235L31 236L30 233H28ZM165 236H167V237H165ZM135 238L137 239L136 235H135ZM33 239L30 238V243H29L30 246L28 245V247H30L31 251H29V248H28V250L26 252L27 254L25 255V257H26L25 260L24 261H17L16 260L15 261V264H51V262H49L51 259L48 258V247L46 246L45 241L43 240V244L41 245L38 242L34 241ZM120 242H122V241L120 240ZM99 244L100 243L96 244V246H98ZM46 247H47V249H46ZM126 247H127L128 250L127 251H124V249ZM5 248H9V249H5ZM87 249H90V247L88 246ZM139 252H141V253L139 254ZM157 252H156V254H157ZM160 254H161V256H160ZM218 254L220 255L219 257H218ZM125 256H127V257H125ZM46 257L48 258V260L46 259ZM259 258L264 263V254L258 256V259ZM149 261L150 260H148V258H146V259L142 260L141 264H148Z\"/></svg>", "mask_w": 264, "mask_h": 264}]
</instances>
